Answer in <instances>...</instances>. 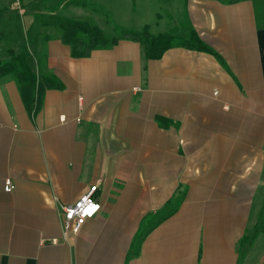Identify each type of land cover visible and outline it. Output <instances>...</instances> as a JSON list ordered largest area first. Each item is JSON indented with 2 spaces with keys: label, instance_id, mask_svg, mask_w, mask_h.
Returning a JSON list of instances; mask_svg holds the SVG:
<instances>
[{
  "label": "crops",
  "instance_id": "0c3cea01",
  "mask_svg": "<svg viewBox=\"0 0 264 264\" xmlns=\"http://www.w3.org/2000/svg\"><path fill=\"white\" fill-rule=\"evenodd\" d=\"M31 2L0 0V45L50 77L34 115L17 83L0 79V264H264V22L254 0H169L170 23L157 13L149 31L192 28L213 52L177 45L158 59L132 40L73 57L53 27L35 28L42 10ZM95 183L99 211L64 239L60 207ZM177 190L170 216L144 220Z\"/></svg>",
  "mask_w": 264,
  "mask_h": 264
},
{
  "label": "trees",
  "instance_id": "16d2710c",
  "mask_svg": "<svg viewBox=\"0 0 264 264\" xmlns=\"http://www.w3.org/2000/svg\"><path fill=\"white\" fill-rule=\"evenodd\" d=\"M60 1L58 0V2ZM227 1L237 2L240 0ZM75 3L79 6H84V2L75 1ZM35 20L41 26L53 27L61 41L70 46L73 57H87L94 49H109L119 40L139 42L147 59H158L165 50L177 45L213 52L211 48L201 41L192 28L185 35H180L176 29L152 34L148 25H144L141 29H128L112 23L114 35H110L104 32L96 23L74 19L62 14L38 13L35 15ZM178 37H183V39L178 41ZM9 53L10 57L8 59H0V79L11 78L17 83L25 108L34 115L41 107L44 92L49 86L50 77L48 75H37L31 68L23 50L14 53L10 49ZM182 198L183 193L177 190L163 207L152 214H148L144 220L148 221L153 218L154 225H156L177 209ZM143 238V233L136 234L129 250V256L138 254Z\"/></svg>",
  "mask_w": 264,
  "mask_h": 264
},
{
  "label": "rangeland",
  "instance_id": "374dc122",
  "mask_svg": "<svg viewBox=\"0 0 264 264\" xmlns=\"http://www.w3.org/2000/svg\"><path fill=\"white\" fill-rule=\"evenodd\" d=\"M17 1V0H15ZM79 3L84 2V6H79ZM169 0H32L30 7L39 8L42 13L62 14L78 20H87L96 23L104 32L114 35L112 31V23L128 29H141L144 25L158 22L157 13H159L164 21L168 20V12L163 6ZM185 0H175L176 3H181ZM256 17L259 22H264V0H254ZM16 5V3L14 4ZM107 13V16H106ZM18 19V15H13ZM163 21H159L158 30H166L168 27L162 26ZM40 24V23H39ZM23 22L20 21L18 28H15V39L23 35ZM41 25V24H40ZM35 27L40 31L48 29L49 27L41 26ZM176 27V26H174ZM178 28V27H177ZM174 29V28H171ZM170 30V29H169ZM168 30V31H169ZM117 33V32H115ZM179 32L180 35L188 34ZM183 37H178L177 40L181 41ZM10 47L7 44L0 45V59L10 56Z\"/></svg>",
  "mask_w": 264,
  "mask_h": 264
},
{
  "label": "built area",
  "instance_id": "2783aa9c",
  "mask_svg": "<svg viewBox=\"0 0 264 264\" xmlns=\"http://www.w3.org/2000/svg\"><path fill=\"white\" fill-rule=\"evenodd\" d=\"M14 189V184L10 179H6L4 190L10 192ZM98 189L97 183L90 185L78 199L60 207L63 217V238L68 235H76L82 224L88 218L93 217L100 209V203L96 197Z\"/></svg>",
  "mask_w": 264,
  "mask_h": 264
}]
</instances>
